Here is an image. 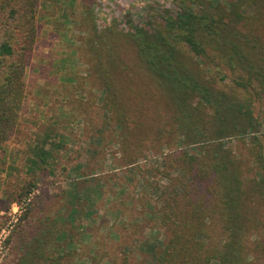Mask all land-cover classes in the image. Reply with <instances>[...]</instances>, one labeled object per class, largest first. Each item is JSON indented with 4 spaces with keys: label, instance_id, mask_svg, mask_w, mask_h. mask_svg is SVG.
<instances>
[{
    "label": "trees",
    "instance_id": "obj_1",
    "mask_svg": "<svg viewBox=\"0 0 264 264\" xmlns=\"http://www.w3.org/2000/svg\"><path fill=\"white\" fill-rule=\"evenodd\" d=\"M174 1L175 12L162 8L137 26L128 21V32L109 28L93 50L129 165L148 150L168 149L155 156L159 165L140 170L168 234L148 264H264V112L257 111L264 105V0ZM36 6L0 0V147L20 126ZM117 40L155 86L152 123L125 106L131 95ZM216 223L223 238L212 247ZM47 233L33 239L41 251Z\"/></svg>",
    "mask_w": 264,
    "mask_h": 264
},
{
    "label": "rangeland",
    "instance_id": "obj_2",
    "mask_svg": "<svg viewBox=\"0 0 264 264\" xmlns=\"http://www.w3.org/2000/svg\"><path fill=\"white\" fill-rule=\"evenodd\" d=\"M162 8L175 12V1L37 0L20 126L0 147V264H148L152 247L167 241L140 170L159 165L155 156L168 149L129 165L93 53L109 28L128 32ZM117 42L131 95L125 106L152 123L155 86ZM45 229L41 251L33 239ZM212 230L216 247L223 235L218 223Z\"/></svg>",
    "mask_w": 264,
    "mask_h": 264
}]
</instances>
